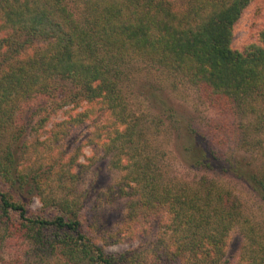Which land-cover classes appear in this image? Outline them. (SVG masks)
<instances>
[{
	"label": "trees",
	"instance_id": "trees-1",
	"mask_svg": "<svg viewBox=\"0 0 264 264\" xmlns=\"http://www.w3.org/2000/svg\"><path fill=\"white\" fill-rule=\"evenodd\" d=\"M73 1L82 7L80 16L67 0H0V181L7 186L0 190V226L5 236L63 264H146L129 254H107L88 232L87 207L80 202L62 200L52 208L44 186L53 175L62 176L65 165L41 172L22 163L24 139L35 121L26 119L30 101L39 99L46 114L35 121L42 128L52 113L86 102L93 114L96 104L103 105L113 118L92 141L110 157L112 169L125 173L112 189L123 197L127 188L136 194L138 187L139 198L128 203V219H149L161 210L170 215L176 250H162L151 264H222L228 237L238 228L243 238L239 264H264L260 229L244 217L234 192L210 175L219 147L227 146L237 130L242 132L237 146L247 152L260 144L252 137L264 135V30L244 51L234 48L235 27L255 0H186L182 9L175 0ZM133 61L181 77L198 89L204 104L241 119L238 129L225 120L207 127L201 136L210 139L207 148L198 142L201 131L195 124L147 91L159 121L183 134L182 151L204 173L193 183L165 184L156 160L136 141L142 127L128 113L121 77L122 66ZM42 97L51 99L50 110ZM83 114L56 125L51 144L58 145L69 123L78 124ZM40 145L43 152L51 146ZM222 170L245 181L264 202V167L233 156ZM37 195L43 212L29 213L24 199Z\"/></svg>",
	"mask_w": 264,
	"mask_h": 264
},
{
	"label": "rangeland",
	"instance_id": "rangeland-1",
	"mask_svg": "<svg viewBox=\"0 0 264 264\" xmlns=\"http://www.w3.org/2000/svg\"><path fill=\"white\" fill-rule=\"evenodd\" d=\"M181 9L186 0H175ZM69 7L78 15L82 7L76 1L67 0ZM264 30V0H255L244 12L235 27L234 48L244 51L251 44L259 41ZM123 97L128 105L131 118L140 124L142 134L136 141L158 163L156 166L165 184L179 186L182 183H193L204 173L194 169L182 151L184 139L169 128L168 123L159 121L158 108L147 99V91L156 92L161 98L169 101L174 109L191 121L201 131L198 142L210 148V139L201 138L207 133V127L215 122L226 121L228 126L235 128L241 124V119L227 116L223 111L204 104L196 87L188 84L181 77H174L162 70L150 67L146 62L133 61L122 66ZM48 103L51 99L42 97ZM60 99V94H59ZM39 99H33L26 105V119L33 117L35 121L45 116L40 110ZM103 105H95V113L91 104L83 102L71 105L51 114L48 122L42 128L31 121L30 129L24 139L25 149L22 163L27 169L46 171L49 166L65 165L62 176L53 175L44 186V197L51 198L49 203L57 209L62 200L80 202L85 205L88 217L87 229L91 236L97 239L99 245L105 248L107 254H129L132 258L151 264L155 254L167 248L176 250L170 231V215L161 210L149 219L132 221L128 219V203L138 199L136 194L127 188V195L121 197L115 192L123 182L124 172L112 169L110 157H105L102 150L94 148L97 140V130L109 129L112 116L108 110H102ZM41 112H44L42 115ZM88 112V113H87ZM87 113V114H83ZM83 114L78 124L68 125L69 130L58 144H51V131L59 123L68 121ZM251 119H244L249 124ZM237 127V129H238ZM65 129V128H64ZM123 129V128H122ZM241 131L237 130L229 138L226 146L219 147V160L214 163L210 175L223 186L234 192L238 197L244 217L253 221L264 238V202L243 180L229 176L223 172V167L235 156H245L259 167H264V135L253 136L260 144L246 151L237 146ZM95 140L94 143L92 141ZM254 140V139H253ZM40 143H48L49 150L43 152ZM261 145V146H260ZM145 155V156H146ZM75 160V161H73ZM75 162V163H73ZM70 176H74L73 179ZM114 186V188H113ZM131 184V187H133ZM115 189V191L113 189ZM0 190L6 191L7 186L0 181ZM116 194V195H115ZM29 213H42L43 200L40 196L25 198ZM243 245L240 229L234 230L228 237L225 257L222 264H239L240 249ZM27 264H63L59 258L37 255L33 247L22 242L7 238L5 230L0 226V264H15L17 261Z\"/></svg>",
	"mask_w": 264,
	"mask_h": 264
}]
</instances>
